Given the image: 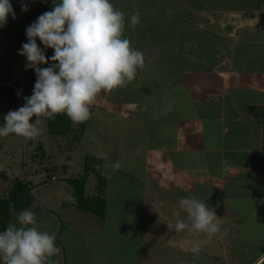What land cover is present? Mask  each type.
<instances>
[{
    "label": "crops",
    "instance_id": "1",
    "mask_svg": "<svg viewBox=\"0 0 264 264\" xmlns=\"http://www.w3.org/2000/svg\"><path fill=\"white\" fill-rule=\"evenodd\" d=\"M32 1L10 0L16 18L12 19L11 28L9 21L0 27L1 57L7 54L3 53L7 41L26 43L24 26L29 25L32 13L39 14L48 8L47 0ZM113 1L117 9L128 13L125 4H117L120 0ZM177 1L154 0L153 6L157 7L160 3L176 9V5H180L189 10L185 20L182 16L181 20L174 18V24L169 22L172 8L165 14L161 10L157 13L153 10L146 12L145 9L143 11L147 13L148 20L154 21L152 32L147 26L145 29L136 26V31L126 26L131 46L144 55V67L137 70L132 82L114 91V95L113 90L98 94L90 109L91 113L94 110L104 119L102 121H106L102 132L99 131L101 123H96V136H92V140H96L108 154L109 165L119 161L121 167L115 171L108 169L102 195L105 215L95 227H86L84 231L75 229L77 233L73 237L67 234L73 223L60 218V212L50 209L37 218L40 230L55 233L56 244L61 249L49 264H163L168 255L178 257L175 251H179L182 260L185 258L179 264H208L210 260L213 264L215 260L211 257L218 258L219 263L223 258L222 264H232L225 260L223 254L230 249L234 251V248L238 249L236 253L242 250L238 254L239 262L234 264H264L263 10L252 7V11H247L235 5L220 12L224 5L221 3V9L218 8L212 15L203 14L206 18L202 19L200 11L209 10L202 8L200 2L199 6L198 0L191 7L186 0L181 4ZM257 1L260 6L264 0ZM22 4L28 6L27 11L21 10ZM129 14H132L131 11ZM201 22H204L203 25ZM168 23L170 26L166 27ZM206 24H217L224 33L223 36L214 35L215 60L197 56L199 59L196 61H201L202 67L186 68L179 63L182 53L167 52V57L172 58H166L164 53L168 48L184 50L183 43L190 45L194 41L190 38L188 41L189 32L206 29ZM208 32L211 33L210 30ZM168 42H175L176 45L167 46ZM238 45L248 48L250 53L258 50L254 52L257 56L248 60L255 62L257 67L232 65L231 54ZM260 50H263L261 54ZM163 55L167 60L164 63L177 67L172 73L174 76L168 79L145 74L146 71H153L148 67L152 60H163ZM184 58L186 53L182 54ZM122 90H130L131 93L136 90L138 94L126 96L120 92ZM178 91L182 92L181 95ZM169 93L171 99L163 100ZM155 99H159V109L155 108ZM140 107L148 118L141 120L138 117L137 123L143 121L139 126H143L144 134L136 138V125L131 127L126 118L134 113L138 115ZM117 114L129 125L127 132L123 133L114 122L110 123L109 117ZM87 122L85 129L89 127ZM122 145L127 150V156L122 154ZM131 153L134 159L140 157V161L144 162L143 173L136 171L137 164L130 158ZM94 156L104 158L99 152ZM223 163L225 166L220 169L219 165ZM112 176L115 178L110 181ZM52 178V181L57 180ZM67 193L69 198L67 196L60 203L62 208L67 203L75 205V198L68 190ZM110 195L112 201L108 203ZM183 197L201 201L212 199L207 205L216 211L218 222L229 229V236L216 238L217 245L221 247H218L219 250L222 249L221 243H231L227 252L222 250L220 255H212L213 250L208 251L205 244L199 258H194L190 248L194 239H200L199 235L194 237L184 232H173L178 216L176 210ZM232 198L240 201L234 203ZM54 206L58 207L57 201ZM244 207L250 212V224L255 227L246 230L251 233L250 236L243 233L240 241L229 242L234 228L242 223L234 216L240 214ZM238 208L240 210L236 212ZM226 210L229 216L223 215ZM64 235L68 243L64 242ZM212 245L216 246L214 242ZM167 247L173 252L167 253Z\"/></svg>",
    "mask_w": 264,
    "mask_h": 264
},
{
    "label": "clouds",
    "instance_id": "2",
    "mask_svg": "<svg viewBox=\"0 0 264 264\" xmlns=\"http://www.w3.org/2000/svg\"><path fill=\"white\" fill-rule=\"evenodd\" d=\"M21 10L27 11L28 6L22 4ZM10 14L16 18L10 0H0V27L6 25ZM128 23L134 29L140 23V13L134 12ZM125 28L126 13L111 0H60L53 10L39 15L27 26L28 42L18 50L26 57V69L35 71L33 94L24 97L22 107L4 115L0 137L15 134L35 139L45 131L43 118L58 114H66L74 123L86 122L98 94L132 82L137 70L144 67V55L124 37ZM37 38L44 48L38 45ZM47 48L54 50L51 57L45 54ZM41 64L49 66L40 67ZM96 167H103L102 174H108L109 168L115 171L121 164L116 161ZM179 207L187 213L188 220L177 217L175 231L206 237L194 239L190 248L193 257L199 258L205 244L222 232L216 211L206 201L188 197L180 199ZM227 232L224 228L223 235ZM60 252L55 233L40 230L30 209L22 210L16 224L0 231L2 264H49Z\"/></svg>",
    "mask_w": 264,
    "mask_h": 264
},
{
    "label": "rangeland",
    "instance_id": "3",
    "mask_svg": "<svg viewBox=\"0 0 264 264\" xmlns=\"http://www.w3.org/2000/svg\"><path fill=\"white\" fill-rule=\"evenodd\" d=\"M51 1L49 2V0H47L46 3H47L48 8L46 7L47 9L46 10L44 9L45 11L42 10L39 14H35V15L32 13L29 19L30 21L29 25L33 23L34 21H36L39 15L43 14L46 11L53 10L54 4L59 3L60 0H51ZM153 1L154 0H129L127 2L125 0L117 1V4L120 6L123 4L126 5V9L128 11V13H126V26L128 27L130 26L128 23V20L130 16L134 12H137V11L140 13V23L137 26L140 28H144V29H145V26H147L146 28L149 27L150 32L153 31L152 27L154 24L152 23L154 21L148 20L147 13H146L147 11L149 12L150 10H153L159 13L161 10V12H164L165 14L166 13L165 11L172 8L171 9L172 15H168L169 13L167 15L168 17H170L169 22H172L173 24L175 23L174 18L181 20V17L184 16V20H185V18L187 17V13L189 12L188 9L183 8L180 5H176V9L173 7L168 8V6L165 7L163 4H160V3L157 7H155L153 6L154 5ZM184 1L185 0H179V2L178 1L177 2L178 4H181ZM186 1L191 7L192 4H194V2H196L197 0H186ZM35 2L36 0H34V2L32 1V3H35ZM199 2L202 5L201 6L202 8H204L205 10H209V12L205 11L207 13L203 11L201 13L200 11L199 14L202 16V19L206 18L204 17L205 15L203 14L212 15L214 14V12L218 11V8L221 7V3H223L224 5L222 9L220 8L221 9L220 12H222L224 8L234 7L235 5H237V7L239 6L243 10H247V11L248 10L252 11V7L255 9L257 7L261 8L263 10V12H261V15L262 14L264 15V1L261 2L260 6L259 4H257L259 3V1L257 0H240V1L239 0H198V5H199ZM112 3L116 4L115 1H113ZM143 10H145L146 12ZM130 11L132 14H129ZM12 19L13 18L11 17V14H10L7 20L9 21L10 28H11V22H13ZM203 23L204 22H201L202 25ZM29 25L24 26L25 35H23V37L26 42H28V38L26 36V28ZM156 26H159V25H156ZM169 26L170 24L168 23L166 27H169ZM16 27L18 26L16 25ZM206 27L207 28L203 30H200L201 28H198L197 30L194 29L189 32V36L188 37L186 36L188 38V41H189V38L194 41L190 45L183 43L182 47H184V50L182 48L181 49L178 48L176 50H173V48L172 49L168 48V50H166L164 54H166L167 52H169V54H172V53L175 54L177 52L178 54L186 53V58L182 59V54H181V59L179 61V63L186 68H191V67L201 68L202 67L200 65L201 61L199 63V61H196V59H199V58L202 59V57L209 58L210 60H215V58H213L215 57V53H216V50L213 48V45L215 44L214 37L215 36L218 37V34L223 36L224 33L222 32L221 28L217 24H210V25L206 24ZM126 28H125L123 35L124 37L128 38L130 34L128 35V31ZM209 30L211 31V33H214V34H211L210 32H208ZM132 31H136V30L132 29ZM134 34L138 36V33H134ZM37 43L41 48H44L43 44L39 41L38 38H37ZM180 43L182 44V41ZM22 45H23V42L19 40L7 41L3 48L4 55L5 53L7 54L4 57L0 56V62L3 65L7 63V65H5L7 66V68L5 66H0V72L2 71L3 73L5 70H9L12 72L11 75L5 76L3 78V81H0V85L1 84L13 85L15 94L17 96V104L13 105V100L10 99V93L7 94L8 96H6L5 94L0 92V120L2 121V123H4V115L6 113L12 110H17L19 107H22L25 103L24 97H28L33 94L34 84L37 79L34 69H30V68L26 69L25 67L27 63L26 57L19 54L18 50L22 48ZM166 45L175 46L176 43L168 42ZM190 46H192V49H189ZM195 47H197V49ZM254 52H258V50H255L250 53L248 48H243L240 45H238L234 49L233 54H231L232 65H236L237 67H241V68L257 67L255 62L251 63L248 61L250 58L257 56ZM262 52L263 50H260L259 54H261ZM190 54H192V56H189ZM166 58L170 60L172 57L168 58L166 54ZM166 58L164 57L163 60L153 59L152 60L153 63L151 62V65H148V67L151 68L153 71H146L145 74L147 75L155 74L157 78L161 76L162 78L168 77V79H170V77H172L173 75L172 73H175V71L177 70V67L175 65L166 64V62L164 63V61H167ZM51 63L52 62L49 61V64ZM161 63H164V64L162 65ZM49 64H41L40 67H48ZM166 70L170 72H167ZM164 71H166V73H164ZM117 90H119V88L114 89L112 94L114 95ZM120 92L126 96H128V94H131V96L138 94L136 90L132 91V93L130 92V90H126V91L122 90ZM181 93L182 92L178 91V95H181ZM182 97H183V94H182ZM167 98L168 100L171 99L170 93L163 100L167 101ZM222 102L221 104H223ZM141 108L142 107L139 108L138 115L134 113L129 118H126V122L128 124L130 123L131 127L132 125H136V129H137L136 138H139V135L144 134V131L142 130L143 126L141 127L139 126L143 121H141V123H137L139 120L138 117L141 118V120L144 119V117L148 118L146 113L140 111ZM155 108L159 109V99L156 103ZM120 118L121 117L118 114L115 116L112 115L109 117V121L110 123L114 122L116 126H119L123 130V133L127 132L128 126L130 124L128 125L127 123H124L123 120H120ZM102 120L104 119L100 118V116H98V113H96L93 110L89 118V121L87 122L89 127H87V129L84 130V133L82 136L84 137V140L83 141L81 140L82 143L80 142L81 143L80 147L70 146L71 141L74 139V135L78 133V131L80 130V127L78 128L79 129L78 130L76 128L77 126L71 123L72 129L69 131H66L65 135L60 136V137L51 136L48 133V126H47L46 118H43V124H44L45 131L43 132L42 135L38 136L35 139H25L24 137L17 136L15 134H10L7 137H0V197L4 195L8 187V184L10 183V180H12V178L30 179L34 183L44 180L43 183L35 186L33 190L35 200L33 204L28 208L35 213V216L37 218L40 217L42 214H44L46 211H49L50 209H52L53 212H58V213L60 212V216H59L60 218H64L65 221L73 223V224L71 223L72 224L71 229L69 233H67L73 237H75V233H77L75 229L78 231L79 230L84 231L86 227H95L96 222L99 221L100 223L102 217L94 215L93 212L84 211L83 208L78 207L76 205L71 206L68 203L64 206V208H62L60 206V203L67 196L69 198V195L67 193V186H64L66 184L62 186L63 178L70 177V176H78L79 174L84 172L83 165L85 163L84 160H85L86 154H89V155L96 154L97 155L98 152L102 153V157H104L103 158L104 161L106 160L107 164H109L108 162H110V160L106 158L108 154L104 150H102L103 148H101L100 145L97 144L96 140H92L91 138L92 136H96L95 127L97 126L96 124L97 122L98 124L101 123L99 127V131L102 132L104 130L103 125L106 124V121H102ZM34 121H35V117L32 118V122ZM0 126H3V124H0ZM122 148L124 149L122 154L123 155L126 154L127 156V150H125V147L123 145H122ZM42 151H44V153H42ZM130 158H132L137 164L136 171L143 173L144 162L140 161V157H138V160L134 159L131 153ZM224 166H225L224 163L219 165L220 169H223ZM109 171L110 170H108V173ZM88 172H89V178L87 181V187L91 189L95 185V178H94V174L92 173L93 172L92 164L90 163H88ZM51 176H54L57 180L52 181ZM4 177H6L7 180ZM107 177H108V174H107ZM114 178L115 177L112 176L110 181H113ZM210 200L212 199H209V200L207 199L206 203L208 204ZM232 200H234L233 201L234 203H236V201L237 202L240 201V199H237V198H232ZM56 201H57L58 207L54 206ZM111 201H112V195H110L108 203H111ZM38 206L40 207L41 212L37 211L36 208ZM239 210H240L239 208L236 209V212H238ZM176 211L178 214L177 217H179L180 219L186 220V221L188 220L187 213L183 209L179 207V209H177ZM223 211L224 210L222 209V212ZM19 213L20 212L12 213V223L13 224L17 223V217ZM227 213H229L228 210H226L223 213V215L229 216V214ZM249 214L250 212L247 210V207L242 208L240 214L239 213L235 214L234 217L236 219L239 218V223L241 222L242 223L240 226H237L236 228H234L233 231L235 232H232V235L229 238V242L240 241L239 237L240 236L242 237L243 233L250 236L251 233L247 232L246 230L253 229L255 226L254 224H250L251 221H249L250 219ZM162 227H166V226H162ZM221 228H222V232L221 234L217 235L218 238L220 237L223 238L224 236L228 235V232H227V235H223L224 226L221 225ZM173 232L177 234H181V232H176L175 230H173ZM184 233L185 235L187 234L186 231ZM66 235H64L63 238H64V242L68 243L69 241L67 240ZM79 235H80V232H79ZM217 236L213 237L206 244L208 246V251L212 252L213 250L212 255H220L221 252L219 251H222V250L224 252H227L229 250L228 247L231 245V243L229 244L225 242L221 243L222 249L219 250V248L221 247L219 244L217 245L218 240L216 243ZM234 236H237V237L234 238ZM199 238L205 239L206 237L203 234H201L199 235ZM59 240H62V239L60 238ZM213 242L216 244V246H214L215 249L212 245ZM237 250L238 249L234 248V251L231 252V249H230V251L223 254L224 255L223 257H225V260L231 261L232 264L237 263L239 262L238 258L240 257L238 256V254L240 251H242L240 250L238 253H236L235 251ZM165 251L167 253L173 252L172 249H170L169 247H167ZM175 254H177L178 256L177 258H173L172 256L168 255L166 263L165 261H163V264H174L176 261H177L176 264H179L181 261L185 260V258L183 260L180 258L179 251H175ZM245 258L246 257H244L243 260H245ZM211 259L215 260L213 264H222L223 262V258H221L222 262L220 263L219 261L216 260L218 258L211 257ZM210 263H211V260H210Z\"/></svg>",
    "mask_w": 264,
    "mask_h": 264
},
{
    "label": "trees",
    "instance_id": "4",
    "mask_svg": "<svg viewBox=\"0 0 264 264\" xmlns=\"http://www.w3.org/2000/svg\"><path fill=\"white\" fill-rule=\"evenodd\" d=\"M37 11V10H35ZM22 32V30H21ZM44 46V45H43ZM47 57H51L54 54V50L51 48L45 49ZM10 63V62H9ZM7 65V63L5 64ZM0 62V66H5ZM7 68V66H5ZM3 70V69H2ZM12 72L5 70L3 73L0 72V81H3L5 76L11 75ZM0 92L8 96L10 93V99L13 100V105L17 104V96L14 91L13 85H0ZM48 133L51 136H63L66 131L72 129L71 123L80 127V132L74 135V139L71 141V147H78L84 130L86 122L74 123L66 114H58L54 118H46ZM0 124H3L0 120ZM44 153V151H42ZM85 163L83 165L84 172L78 176L64 177L63 183L66 184L67 190L75 198L74 204L78 207L83 208L84 211L93 212L96 216L102 217L105 215V200L103 193L107 183V174L104 173V168L101 167L99 170L96 165L103 166L106 162L101 158L94 155H85ZM90 161V162H89ZM88 163L92 164L93 174L95 178V185L91 189L87 187V181L89 178ZM108 172V171H107ZM53 176H51L52 178ZM6 180L7 178L4 177ZM55 179V177H54ZM43 181L34 183L30 179L25 178H12L8 187L0 197V231H3L9 224L12 223V213L21 212L22 210L28 209L34 202L35 196L33 190L35 186L43 183ZM37 211L41 212L38 206ZM37 219V217H36ZM2 264V262H0Z\"/></svg>",
    "mask_w": 264,
    "mask_h": 264
},
{
    "label": "built area",
    "instance_id": "5",
    "mask_svg": "<svg viewBox=\"0 0 264 264\" xmlns=\"http://www.w3.org/2000/svg\"><path fill=\"white\" fill-rule=\"evenodd\" d=\"M54 179V178H53Z\"/></svg>",
    "mask_w": 264,
    "mask_h": 264
}]
</instances>
